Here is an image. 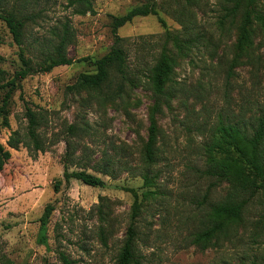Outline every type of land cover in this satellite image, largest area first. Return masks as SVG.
Returning a JSON list of instances; mask_svg holds the SVG:
<instances>
[{
  "label": "rangeland",
  "instance_id": "rangeland-1",
  "mask_svg": "<svg viewBox=\"0 0 264 264\" xmlns=\"http://www.w3.org/2000/svg\"><path fill=\"white\" fill-rule=\"evenodd\" d=\"M90 1L93 13L76 14L67 0H30L24 6L23 0H7L8 7L14 5L17 10L36 14L25 31L34 58L55 41L51 31L67 22L72 40L65 52L74 61L20 79L0 115V264H63L59 252L69 264H116L132 202L123 187L134 188L138 195L145 189L139 177L125 171L111 178L84 167L98 175L103 185L88 186L71 178L67 187L62 182L53 190L54 180L61 179L64 139L76 143L75 156H86L89 161L99 159L103 151L125 158L119 150L113 152L112 146L127 144L131 154L126 160L136 164L146 137L152 99L145 87H134L128 97L105 102L92 91L67 88L79 72L91 70L76 59L97 58L108 50L112 43L110 15L122 14L145 0ZM261 3L264 9V0ZM190 11L199 39L186 55L177 57L171 76L174 95L168 107L156 114L159 160L153 167L159 172V194L140 201L134 257L139 264H264V190L249 204L247 225L235 235L202 251L186 243L208 205L226 190L225 183L209 190L210 179L198 170L208 126L218 113L231 117L264 95V45L259 36H254L249 55L241 56L227 76L235 29L228 23L219 27L215 0H201ZM158 16L166 28L181 30L165 8L159 9ZM163 30L154 15L136 16L117 29V35L124 39L130 68L138 67L140 61H151ZM138 46L144 49L138 51ZM0 56L1 84L19 65L17 46L2 20ZM141 79L145 80L143 76ZM3 92L0 89V104ZM25 108L34 118L31 136ZM70 123H87L90 130L68 136ZM79 168L68 166L69 170ZM99 196L107 208L102 223L97 219ZM48 202L53 210L43 245L36 242V235L38 218ZM100 224L106 234L104 244L99 238Z\"/></svg>",
  "mask_w": 264,
  "mask_h": 264
},
{
  "label": "trees",
  "instance_id": "trees-1",
  "mask_svg": "<svg viewBox=\"0 0 264 264\" xmlns=\"http://www.w3.org/2000/svg\"><path fill=\"white\" fill-rule=\"evenodd\" d=\"M67 1L76 14L93 13L90 0ZM200 2L201 0H169V2L145 0L131 6L122 14L110 15L109 28L112 43L108 50L97 58L83 56L76 59V61L85 62L91 70L79 72L74 83L67 86L69 90L75 92L85 90L97 93L98 98L104 102L122 98V96L128 97L132 88L142 86L149 91L152 99L147 110L146 137L138 163L130 164L126 160V157L131 154L127 144L112 146L113 152L119 150L125 158L115 157L103 151L99 159L89 161L86 156L80 154L75 156L77 145L73 140L66 138L61 158V179H55L53 182L54 191L62 182L64 187H67L71 178L88 186H102L103 180L98 175L86 171L84 167L111 178L125 171L130 176L141 179V187L145 189L140 192V199L134 188L123 187L131 194L132 202L128 224L115 257L116 264H139L134 257L132 245L137 236L135 221L140 212V201L159 194L156 182L159 172L153 167L159 160L155 118L162 107H168L174 95L175 89L172 86L171 76L177 57L186 55L198 42L199 36L195 33V25H192L193 13L190 8L199 5ZM215 2L218 6L219 27L224 28V24L228 23L235 29L234 54L225 68L228 76L230 68L237 64L238 59L249 55L255 35L259 36L260 43L264 45V9L261 0H215ZM24 3L29 4L30 0H23V6ZM170 3L173 5L171 6ZM164 8L179 24L180 31L165 27L164 20L158 16L159 9ZM146 15H154L160 26L164 28L160 35V47L150 62L140 61L138 67L134 65L130 68L126 61L124 39L117 35V29L136 16ZM35 16L33 12L15 9L14 5L8 7L7 0H0V20L4 22L12 41L17 46L19 59L18 67L5 82L0 84V89H4L0 115L4 112L9 95L18 87L20 79L37 72H48L54 66L67 65L74 61L65 52L66 45L72 40V31L67 22L61 23L59 28L51 31L55 41L48 43L42 51H38L37 58L30 54L29 45L31 44L25 40V31L27 22L33 21ZM142 49H144L143 46L137 47L138 51ZM141 76L145 78L144 81ZM25 109L28 135L31 136L34 118L32 111L29 108ZM217 116L218 118L208 126L209 134L201 144L203 160L198 170L201 175L210 179L209 190L221 183L226 184V190L219 200L208 205L199 224L186 237L187 245H192L200 251L220 244L235 235L239 228L246 227L249 204L264 190V95L261 100L253 99L250 106L243 107L231 117L221 113ZM89 130L87 123L81 125L70 123L66 128L68 136L84 134ZM0 155H3L1 150ZM80 164L82 166H79ZM69 165L80 168L69 170ZM206 195L205 193L202 196L200 204L205 202ZM98 199L97 219L99 223H102L105 220L106 205L103 197L99 196ZM52 210V204L46 203L38 218L36 242L39 244L47 243L46 225ZM105 237L104 226L100 224L99 238L103 244ZM58 255L63 264L70 263L60 252Z\"/></svg>",
  "mask_w": 264,
  "mask_h": 264
}]
</instances>
